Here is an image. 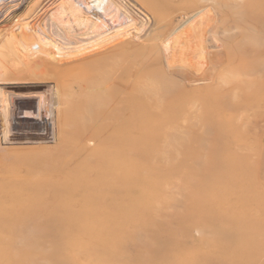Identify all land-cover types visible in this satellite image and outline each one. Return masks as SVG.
<instances>
[{
    "label": "rangeland",
    "instance_id": "374dc122",
    "mask_svg": "<svg viewBox=\"0 0 264 264\" xmlns=\"http://www.w3.org/2000/svg\"><path fill=\"white\" fill-rule=\"evenodd\" d=\"M78 2L105 31L77 35L69 44L60 43L58 51L44 47L49 57L37 53L44 50L38 39L52 41L56 35L51 28L57 26L49 20L54 0L3 2L2 9L9 7L10 12L0 13V264H264V96L248 100L237 90L246 85L251 92L259 88L264 93V0H184L185 9L161 28L164 37L169 35L168 48L162 55L160 45H152L145 58L161 61L151 70H167L165 60L174 56L176 66L214 79L185 82L186 89L202 91L192 96L202 101L198 111L156 130L153 135L162 137L160 141L138 144L133 207L119 213L90 212L76 205V197L69 209L75 218L88 216V222H75L67 239H27L30 231H14L21 217L44 220L52 209L46 188L33 189L36 197L31 199L26 184H18L23 169L37 166L43 178L50 167L61 168L60 162L70 168L78 161L80 103L87 95L88 77L131 60L130 46L148 39L155 29L150 15L133 0H119L124 20L108 25L95 13L100 0ZM105 3L110 1L101 5ZM212 18L221 47L210 48L206 42ZM9 34L11 44H6ZM244 46L253 48L248 57L261 58L250 73L236 71ZM223 47L232 53L230 63L206 70L205 48L223 55ZM140 62L136 60V67ZM174 80L183 84L178 77ZM4 122L10 131L3 136ZM194 136L203 140L201 147L192 143ZM187 152L198 154V163L186 161ZM198 167L215 175H200ZM59 174L46 177L48 183ZM72 183L71 177L66 184ZM113 217L116 222L102 225ZM239 236L249 240V248L237 242Z\"/></svg>",
    "mask_w": 264,
    "mask_h": 264
},
{
    "label": "bare ground",
    "instance_id": "6f19581e",
    "mask_svg": "<svg viewBox=\"0 0 264 264\" xmlns=\"http://www.w3.org/2000/svg\"><path fill=\"white\" fill-rule=\"evenodd\" d=\"M1 1L4 2L6 0H0V13L9 14L10 8L5 7L2 9L4 4ZM102 1L100 0L99 6L95 8V13L99 20L105 22L107 25L108 22L114 24L120 20H124V15L121 13L123 7L119 0H109L110 3H105L103 6L101 5ZM54 2L49 20L52 21L51 24L54 23L58 28H51V31L56 33V35H53L52 41H47L44 38L38 39L39 44L43 48L50 46L58 51L60 43L68 42L69 44L77 35L84 36L91 34L93 36V34H99L100 31H105V26L101 27L99 22L94 21L84 11L83 5L78 0H54ZM82 2L89 5L88 0H82ZM133 2H136L135 4L140 9L150 15L149 20H151V25L155 29L149 31L148 39L143 40L139 45H135L134 47L130 46L134 53L131 60L125 59L103 72H98L97 75L88 77L86 83L87 95L80 103L82 117L80 125L81 141L77 148L78 161H75L73 166L70 165V168L71 166L73 167L72 171H70V168H67L69 167L67 163L60 162L59 164L63 165L61 168L54 169L49 166V171L45 172L46 176L41 178L36 169L37 166H29L23 169L25 174L18 178V184H26L24 186L26 188V195L31 196V199L36 197L32 192L33 189L36 190L38 187H43V190L46 188L44 193L45 198L52 201V209L50 213H47L44 220H39L31 214H27L23 218H20V226L18 224L14 225L16 233L23 230L26 232L30 231L27 234V239L43 238L52 242L62 241L69 237L75 222H88V216L86 218L85 216L77 215L75 218L74 213L69 209L70 202L72 203L76 197L78 198L76 205L79 208L87 207L90 209V212L94 210L119 213V211L133 207L136 182L134 154L138 144L143 143L148 145L153 143L154 140L156 142L160 141L162 137L156 138L153 135L156 130L159 128L166 130L174 125L176 121L174 119L198 111L197 107L201 106L202 101L198 100V96L196 98L193 97L202 91L198 88L186 89V83L188 84L200 79H214L204 73H199L198 75L197 69H195V75L186 71V66H176L174 56L170 61L168 59L165 60L167 70H156V68L151 70V65L159 64L161 59L158 61L156 59V62L147 60L145 58L146 54L148 55L149 52H152V45L154 44H157L158 47L160 45L159 51H162V55V49L167 51L166 41H168L169 35L164 37L161 28L169 25L172 17L174 18L178 15L180 11L185 9L186 5L184 4V0H133ZM40 16L43 15L41 14ZM214 21L212 18V23L205 33V35L207 34L206 42L209 43L210 48L222 46L218 44L219 40L215 38L216 25ZM224 21L226 22L225 18ZM233 23L236 26L238 25L236 20H233ZM192 24L190 25L192 26ZM9 38H11L10 34L8 41L6 40V44H11ZM156 39L160 41L157 43ZM187 47L191 50L190 46ZM207 48L209 49V47ZM207 48H205L206 64L204 63L206 70L216 68V65L222 63V61H225L228 65L232 60V53L226 47H223L225 50L223 55L215 51L208 52ZM252 50L253 48H245V46L244 49L241 48L237 72L240 70L241 73H250L255 69L257 62L261 58L248 57L252 54ZM37 53L39 55L50 56L45 48ZM136 60L143 62H140L138 67H136ZM188 60L191 59L189 58ZM201 68L199 67V69ZM174 77L180 78L183 84H179L174 80ZM248 89V86L243 85L240 88L238 87L237 90L242 91L246 97L248 96V100L250 99L249 96L252 95L259 98L264 96L263 90L259 88H256L253 92ZM189 97H192V99H189ZM254 106L253 104V108ZM29 111L34 112L32 110ZM8 122H4V125L1 124L3 136L9 134L10 124ZM213 138H216V136ZM202 142L201 138L199 139L197 136L193 137V144L197 143V146H199L202 145ZM184 145L191 148L187 144ZM183 154H185L184 158L186 161L193 158L190 160L198 163V154H194L195 156L193 152ZM198 168L200 170L196 168V173L200 175L207 173V171L201 170L200 167ZM209 171L211 170H208L207 176H211L212 178L215 174ZM57 173H60L58 177L48 183V178L46 177ZM71 177L75 181V184L67 185L66 182ZM47 187L49 188L48 190ZM72 190L77 191V196L73 198L71 195ZM3 220V216L0 215V221ZM116 221L117 217L106 218L102 225L108 226ZM17 230L19 231L17 232ZM237 242H244L246 249L249 248L248 239L239 236Z\"/></svg>",
    "mask_w": 264,
    "mask_h": 264
}]
</instances>
